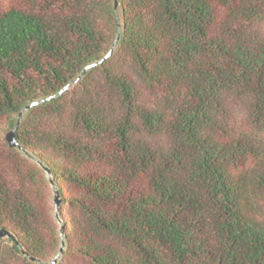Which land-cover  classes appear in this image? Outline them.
Segmentation results:
<instances>
[{
    "label": "trees",
    "instance_id": "trees-1",
    "mask_svg": "<svg viewBox=\"0 0 264 264\" xmlns=\"http://www.w3.org/2000/svg\"><path fill=\"white\" fill-rule=\"evenodd\" d=\"M0 232V264H264V0H0Z\"/></svg>",
    "mask_w": 264,
    "mask_h": 264
},
{
    "label": "water",
    "instance_id": "water-1",
    "mask_svg": "<svg viewBox=\"0 0 264 264\" xmlns=\"http://www.w3.org/2000/svg\"><path fill=\"white\" fill-rule=\"evenodd\" d=\"M118 38H119V34L117 35V38H116L111 50L99 62L105 61L107 58H109L112 55L114 48L117 45ZM6 138H7L8 143L10 144V146H17L18 145L14 129H11L6 133ZM53 203H54L55 208L57 209L59 206V203H60L59 195H58L57 191H55V193H54ZM3 235H4V232H0V237ZM54 262H55V260H53L50 264H53Z\"/></svg>",
    "mask_w": 264,
    "mask_h": 264
}]
</instances>
